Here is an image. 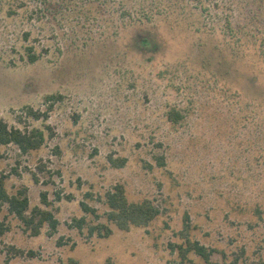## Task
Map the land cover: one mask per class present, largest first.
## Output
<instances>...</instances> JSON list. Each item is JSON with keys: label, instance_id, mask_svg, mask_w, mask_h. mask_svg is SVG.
I'll return each instance as SVG.
<instances>
[{"label": "rangeland", "instance_id": "374dc122", "mask_svg": "<svg viewBox=\"0 0 264 264\" xmlns=\"http://www.w3.org/2000/svg\"><path fill=\"white\" fill-rule=\"evenodd\" d=\"M0 119L43 131L0 145V176L59 222L33 235L3 205L0 264H204L188 238L264 264V0H0ZM117 184L161 214L109 223Z\"/></svg>", "mask_w": 264, "mask_h": 264}, {"label": "trees", "instance_id": "16d2710c", "mask_svg": "<svg viewBox=\"0 0 264 264\" xmlns=\"http://www.w3.org/2000/svg\"><path fill=\"white\" fill-rule=\"evenodd\" d=\"M240 28L238 32H241ZM35 59H32V61ZM30 114H34L30 111ZM177 119L171 115L173 122L179 121V115H175ZM45 142V135L41 130L22 131L18 128H11L3 120L0 119V145L16 144L23 152H29L40 148ZM111 164L116 167H122L126 163V159L118 160L110 158ZM43 203L47 204V198L43 195ZM106 202L109 207L107 212V221L115 224L120 230L128 231L132 226L146 227L161 211L152 200H144L139 203L130 202L126 195L125 187L122 184H117L112 190L106 194ZM9 206V211L15 214L26 226L32 230L33 235H39L41 228L48 224L51 229H57L58 220L50 210L43 209L39 206L30 210V202L26 191H21L18 194L10 195L5 187L4 178L0 176V213L3 205ZM82 209L87 214H94L97 217L96 210L89 207L87 203H81ZM79 228H83L85 218L76 220ZM7 226L0 221V237L5 234ZM97 234L100 238H108L113 235V229L108 223H97L90 228V235ZM177 247L184 259L188 258L189 253L194 252L197 256L204 260V264H237L236 260L223 263H217L212 260V251L202 245L198 241L187 239L186 246L172 245V248Z\"/></svg>", "mask_w": 264, "mask_h": 264}]
</instances>
